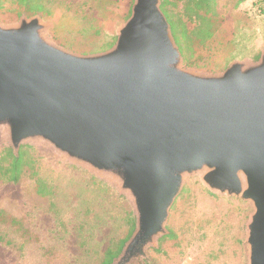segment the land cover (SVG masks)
Here are the masks:
<instances>
[{"label":"water","instance_id":"obj_1","mask_svg":"<svg viewBox=\"0 0 264 264\" xmlns=\"http://www.w3.org/2000/svg\"><path fill=\"white\" fill-rule=\"evenodd\" d=\"M162 0H135L115 44L55 45L39 15L0 22V139L37 141L113 182L136 227L112 264H132L168 233L187 176L242 197L248 264H264V51L222 72L183 66Z\"/></svg>","mask_w":264,"mask_h":264},{"label":"rangeland","instance_id":"obj_2","mask_svg":"<svg viewBox=\"0 0 264 264\" xmlns=\"http://www.w3.org/2000/svg\"><path fill=\"white\" fill-rule=\"evenodd\" d=\"M134 1L43 0L46 13L18 15L16 0H0V22L39 15L51 25L48 37L55 45L94 54L115 44ZM186 1L162 0L183 66L218 73L234 61L261 57L264 0H203L201 21L179 17ZM201 26L211 30L209 37L202 39L206 32L196 31ZM22 146L37 159L36 171L47 184L43 194L50 193L38 194L32 170L17 183L0 181V208L29 230L22 235L16 227L0 225V264H102L109 244L128 241L133 233L126 222L128 213L135 217L131 199L113 182L44 143ZM8 147L10 140L0 139V152ZM253 211L252 202L242 197L212 192L201 174L187 176L170 210L168 233L132 264H248L247 224Z\"/></svg>","mask_w":264,"mask_h":264},{"label":"trees","instance_id":"obj_3","mask_svg":"<svg viewBox=\"0 0 264 264\" xmlns=\"http://www.w3.org/2000/svg\"><path fill=\"white\" fill-rule=\"evenodd\" d=\"M201 1L203 0H187L184 4L183 11L178 12L177 14L181 19L183 17H186L188 20L198 19L201 21L199 9L205 8V3ZM16 4L18 5V10L16 11V14L18 15L23 11L30 14H44L47 12L43 0H16ZM161 6L163 12L167 16V13L163 8V4ZM172 24L174 25V23ZM172 24L171 28L174 34ZM203 24L204 23L202 22V25ZM184 30L186 33V37L189 38L190 34L188 33V31H186V29ZM196 31H198L199 33L206 32V35L204 34V37L202 39H204L205 37L207 38L211 35V30L206 28L205 31L202 26L197 27ZM174 37H176L175 34ZM36 164L37 159L29 152V150H27V146H21L17 154L11 147L5 148L0 152V181L3 183H17L22 179L24 173L27 170H32L33 176H38L34 177L38 194H49L50 192L43 194L45 191L44 186L47 184L45 180L38 175V172L36 171ZM126 222L129 226L130 232L132 233L136 227V218L132 217V215L128 213L126 216ZM1 224H7L11 227L18 228L19 231H22V235L24 234V232L29 233V230L25 227L24 222L20 219H17L15 216H13V214L8 212L4 208H0V225ZM125 242L126 240H113L104 253V261L102 264H112L118 257V255L122 252Z\"/></svg>","mask_w":264,"mask_h":264}]
</instances>
